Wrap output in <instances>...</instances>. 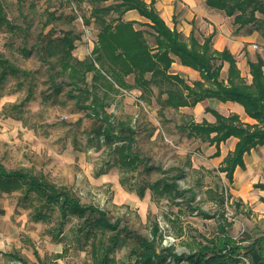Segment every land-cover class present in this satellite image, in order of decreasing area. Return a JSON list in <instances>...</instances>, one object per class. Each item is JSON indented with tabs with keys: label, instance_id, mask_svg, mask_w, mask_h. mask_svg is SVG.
Returning <instances> with one entry per match:
<instances>
[{
	"label": "rangeland",
	"instance_id": "rangeland-1",
	"mask_svg": "<svg viewBox=\"0 0 264 264\" xmlns=\"http://www.w3.org/2000/svg\"><path fill=\"white\" fill-rule=\"evenodd\" d=\"M1 1L7 18L21 29L0 28V56L33 74L9 75L0 83V162L9 170L30 168L66 186L83 205L105 211L112 223L124 228L126 241L113 254L112 264L134 262L131 250L136 234L155 243L156 255H163L154 258L159 264H184L176 263L175 255L185 257L210 243L221 225L226 224L229 235L238 240L264 233V192L254 188L257 179L264 180L263 169L250 179L240 178L242 172H238L230 182L219 167L231 152V144L222 142L221 155H215V144L189 137L179 128L187 120L214 121V116L204 111L207 101L172 109L162 108L157 87H153L150 101L140 98L139 89L110 92L104 109L112 115L111 122L125 121L136 130L128 149L130 157L136 158L129 165L119 151L128 141L98 134L100 120L90 109L78 106L69 94L79 92L71 90L69 84L64 83L60 91L55 89L50 78L55 69L40 60L36 43L42 40V33L59 36L72 31L79 36L73 53L85 59L92 53L99 32L90 17L94 0ZM155 6L167 24L186 37L194 30L202 41L203 36L214 32V48H228L234 53L242 75L248 79V59L255 60L258 53L264 57V14L257 13L259 21L236 34L233 17L209 7L205 0H155ZM50 12L58 18L47 24ZM123 18L138 21L136 27L144 30L150 45L154 44L153 30L138 11H128ZM52 61L58 68L56 58ZM227 69L225 63L222 77H226ZM60 79L57 76L56 80ZM127 79L133 82V76ZM87 80L90 86L91 74ZM27 95L30 98L21 104ZM86 98L83 94L82 103L88 105L93 95ZM218 101L222 102L215 99L212 105ZM222 112L227 113L226 109ZM158 181L160 191L149 186ZM174 181L183 191L177 196L164 188L165 183ZM27 205L22 191L0 189V264H20L19 258L28 264L94 263L92 240L86 242L77 217L62 221L55 208L48 220L36 221L33 207ZM251 239L242 244L248 245Z\"/></svg>",
	"mask_w": 264,
	"mask_h": 264
},
{
	"label": "trees",
	"instance_id": "trees-1",
	"mask_svg": "<svg viewBox=\"0 0 264 264\" xmlns=\"http://www.w3.org/2000/svg\"><path fill=\"white\" fill-rule=\"evenodd\" d=\"M73 1L80 3L83 0H69L68 3ZM94 1L90 17L95 20L99 32L92 53L85 59H80L73 53L76 48L75 40L79 36L73 35L72 31L63 32L59 36H53L50 32L42 33V40L36 43L40 60L50 69H55L50 77L55 89L60 91L64 83L69 84L71 90L79 92L69 94L76 99L78 106L90 109L100 120L98 134L128 141L119 151L121 158L129 165L135 163L136 156L131 158L128 149L135 141L136 130L125 121L111 122L112 115L104 109L110 92L139 89L140 98L150 101V96L155 93L153 87H157L162 108L172 109L194 107L207 98L239 103L252 122L244 121L237 113L226 115L207 106L205 110L214 116V121L192 119L179 127L187 131L189 137H199L211 145L215 144V155H221L222 142L231 137L238 139L234 149L226 155L219 167L221 172L226 173L228 180L233 182L237 166L245 167V154L253 147L264 145V57L258 53L255 60L248 59V79L242 75L234 53L228 48H214V32L203 36L202 41L194 30L186 37L176 27L171 28L167 24L155 6V0L150 3L145 0ZM205 1L209 7L233 17L236 34L245 26L258 22L257 13L264 14V0ZM106 2L110 3L105 4ZM131 10L138 11L147 20L145 23L153 30V45L147 41L144 30L136 27L138 21L123 18ZM48 16L47 24L58 18L55 12L48 13ZM89 22L90 19H87L86 23ZM3 25L13 30L19 28L7 18L0 0V28ZM52 58H56L58 68H55ZM176 59L182 65L197 70L200 79L191 81L171 71ZM225 63L228 64L227 75L222 77ZM32 74L33 72L22 69L10 59L0 56V83L9 75ZM89 74L91 87L87 80ZM57 76L61 78L60 81L56 80ZM129 76H133V82L128 81ZM100 90H103L102 95ZM83 94L87 96L86 99L93 95L88 105L82 103ZM164 94L166 96L162 97ZM29 98L30 95H27L21 104ZM160 183L158 181L149 186L160 191ZM254 187L264 190V182L255 183ZM164 188L173 196L183 192L177 189L175 181L165 183ZM0 189L6 192L22 191L23 197L28 201L27 206L33 207L32 217L36 221L48 220L50 211L55 208L59 209L62 221L71 216L77 217L81 221L86 242L92 240L93 264L114 263L113 254L126 241L122 234L124 228L120 229L116 223H112L105 211L93 205H83L78 196L66 186L53 183L30 168L9 170L0 162ZM143 192L144 187H141L140 193ZM221 202L224 203V196ZM237 206L240 203L237 202ZM225 227L226 224L221 225L220 232L210 243L202 244L197 251H191L185 257L175 255L176 263L246 264L241 258L243 255L251 264H264V233L252 239L248 236L238 240L230 236ZM134 238L137 242L131 254L135 255V260L127 264H159L154 258L161 259L163 255H156L155 243L139 234ZM247 239H251V242L243 245L242 242ZM19 261L20 264H28L25 259L19 258ZM37 264L45 263L41 261Z\"/></svg>",
	"mask_w": 264,
	"mask_h": 264
},
{
	"label": "crops",
	"instance_id": "crops-1",
	"mask_svg": "<svg viewBox=\"0 0 264 264\" xmlns=\"http://www.w3.org/2000/svg\"><path fill=\"white\" fill-rule=\"evenodd\" d=\"M128 20H130V19H128ZM173 68L175 69V71H174L175 73H178L184 77H190V79H193V80L200 79V73L197 70H195L191 67H188V66H184V65L180 64V62H175V64L173 65ZM215 99L216 98H207V99L199 102L197 105H200V104L202 105L207 101V106L213 107V108L217 109L218 111H220L221 113H223L222 112L223 109H226L227 113H223V114L227 115L229 113H237L241 116L242 119L246 118L245 121H249V122L253 121L250 117L247 116L243 106L241 105L242 107H240V105H238L239 103L233 102V101H226V102L222 103L223 101L222 102L218 101L219 103L216 104V106H213L212 105L213 102H211V101H213V100L215 101ZM206 107H204L205 112H206V110H205ZM207 113H209V112H207ZM209 114H211V113H209ZM207 120H209V119H207ZM237 140H238L237 138L231 137L226 141L227 143L231 144L230 151H232L234 149ZM221 150H222V145H221ZM250 156L253 157L251 160H249ZM244 162H245V167L237 166V168L235 169V172H234L235 178L237 177L238 172H242L244 174L240 173L239 174L240 178L250 179L254 174H255V176L257 174H259L257 172V170H259L260 168L263 169V173H264V145H259L257 147H253L248 153L245 154ZM263 177L264 176H262V178ZM233 182H234V180H233ZM258 182H264V180L257 179V181L254 182V184L258 183ZM255 189H258L259 192H264V190H262V189H259V188H255Z\"/></svg>",
	"mask_w": 264,
	"mask_h": 264
},
{
	"label": "built area",
	"instance_id": "built-area-1",
	"mask_svg": "<svg viewBox=\"0 0 264 264\" xmlns=\"http://www.w3.org/2000/svg\"><path fill=\"white\" fill-rule=\"evenodd\" d=\"M253 47H254V48H258V45H257V44H254ZM241 258L243 259V261H244L246 264H251L248 258L244 257L243 255H241Z\"/></svg>",
	"mask_w": 264,
	"mask_h": 264
}]
</instances>
